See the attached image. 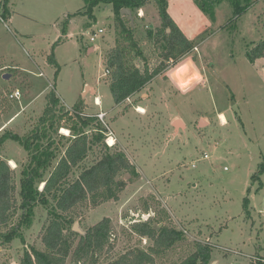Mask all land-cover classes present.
<instances>
[{"label": "rangeland", "instance_id": "rangeland-1", "mask_svg": "<svg viewBox=\"0 0 264 264\" xmlns=\"http://www.w3.org/2000/svg\"><path fill=\"white\" fill-rule=\"evenodd\" d=\"M4 1L0 0V160L12 171L17 191L27 154L5 137L33 130L52 88L71 114L75 105H81L84 116L97 117L106 146L122 151L137 173L117 177L126 187L116 200L97 206L87 200L67 213L72 223L66 222L65 234L74 233L69 236L72 250L81 236L73 231L75 224L86 233L109 219L111 236L98 264L133 249L148 251L152 242L137 236L132 226L153 219V226L183 233L181 241L152 256L153 264H180L206 245L212 248L210 264H257L264 258V174L260 189L259 182H251L264 164V55L254 63L247 56L264 45V0H257L225 28L232 16L228 5L211 20L193 0H167V14L194 45L177 62L190 58L204 79L180 92L168 74L179 64L170 61L140 92L117 105L110 92L112 70L107 67L115 47L111 8L95 9V20L90 21L78 13L82 0H7L11 13L5 19ZM143 10V17L133 16V34L142 56L132 62L137 69L151 71L162 63L154 38L160 20L152 3ZM72 14L63 33L64 21ZM99 28L104 33L90 42L85 32ZM51 53L59 70L56 80L57 68L47 62ZM16 89L19 99H8ZM30 101L18 118L12 116ZM176 120L183 125L178 130L173 127ZM59 134L69 132L60 129ZM98 152L95 148L88 154L72 179L98 158ZM244 199L248 214L242 209ZM49 219L46 208L36 207L23 240L0 244V264H20L31 248L45 251L41 235ZM64 264H72L71 253Z\"/></svg>", "mask_w": 264, "mask_h": 264}, {"label": "trees", "instance_id": "trees-1", "mask_svg": "<svg viewBox=\"0 0 264 264\" xmlns=\"http://www.w3.org/2000/svg\"><path fill=\"white\" fill-rule=\"evenodd\" d=\"M5 0L2 4L3 17L10 16ZM257 0H193L201 12L211 20L223 5L231 8L232 16L224 28L252 6ZM83 6L78 13L90 21L95 20L94 10L111 8L115 16V47L107 59V67L112 70L110 92L114 104H120L132 95L140 92L153 78L166 67L165 63L177 62L189 54L194 45L177 27L167 14V0H82ZM156 8L160 26L156 29L155 43L160 44L162 63L151 71L135 68L132 60L142 56L137 41L134 38L133 27L122 9H129L137 17L140 9L149 4ZM77 14V13H76ZM75 14L68 16L63 24V33L69 20ZM149 35L151 31L149 30ZM59 40L53 45L55 46ZM264 55V45L259 44L247 56L251 63ZM47 62L54 66V80L57 78L58 67L49 55ZM82 103V102H81ZM71 114L52 88L45 95V106L41 117L33 130L24 136L7 135L5 139L17 142L27 154V162L19 173V190L17 191L12 171L6 162L0 160V244H10L14 239L23 240V230L28 229L33 222L35 209L38 206L48 211L49 222L45 226L41 242L45 251L31 248L25 252L20 264H64L65 259L72 254V264H98L99 253L108 245L111 232L109 219H103L81 235L72 250L73 242L70 235L65 234L67 213L76 205L87 200L97 206L109 200H116L118 194L126 187V182L117 180L119 175L129 173L137 176L135 167L119 149L112 150L106 146L104 130L100 128L97 117L82 114V106L75 105ZM60 129H66L69 135L59 134ZM98 149V158L82 169L79 176L72 179L74 171L87 160L88 154ZM64 149V150H63ZM63 150V152H62ZM264 174V164L251 176V182H259ZM43 185L42 189H39ZM17 193V194H16ZM18 196V200L16 197ZM248 200L244 199L242 209L246 214ZM19 214H18V213ZM18 214L17 221L12 222ZM133 232L140 238L152 242L148 251L133 249L117 258L104 261L102 264H153V255L165 251L183 239V233L172 228L153 226V219L134 223ZM212 248L210 245L198 246L194 253L180 264H210ZM264 258H259L257 264H264Z\"/></svg>", "mask_w": 264, "mask_h": 264}, {"label": "clouds", "instance_id": "clouds-1", "mask_svg": "<svg viewBox=\"0 0 264 264\" xmlns=\"http://www.w3.org/2000/svg\"><path fill=\"white\" fill-rule=\"evenodd\" d=\"M173 70H169V79L180 92H187L192 87L200 84L204 79L201 71L191 61L185 57L182 62H177Z\"/></svg>", "mask_w": 264, "mask_h": 264}, {"label": "built area", "instance_id": "built-area-1", "mask_svg": "<svg viewBox=\"0 0 264 264\" xmlns=\"http://www.w3.org/2000/svg\"><path fill=\"white\" fill-rule=\"evenodd\" d=\"M137 16L140 17V18L143 17V13H142L141 9L138 10V12H137ZM85 33H86L87 37H89V41H90V42H94V40H95L99 35H101V34L104 33V30L101 29V28H99V29H97V31H95V30H89V31H87V32H85ZM107 73H108V71H107ZM20 96H21L20 91L16 89L15 91H13V92H11V93H8L7 98H8V99H12V100H18ZM94 103H95L97 106H99V105H100L99 99H98V98H95V99H94ZM101 117H102V115H101ZM203 158H207V155H206V154L203 155Z\"/></svg>", "mask_w": 264, "mask_h": 264}, {"label": "water", "instance_id": "water-1", "mask_svg": "<svg viewBox=\"0 0 264 264\" xmlns=\"http://www.w3.org/2000/svg\"><path fill=\"white\" fill-rule=\"evenodd\" d=\"M120 14H121V16L127 17V19L130 21L131 26L134 25L133 15H132V12L129 9H122L120 11ZM4 78L7 79L8 76L5 75ZM203 124H204V121L203 120H200L199 121V126H202ZM173 127L176 130H178L179 128L183 127V125L180 123L179 120H176L173 123ZM72 229H73V231H76L77 233H80L81 235H85V233L81 232V230L79 229V227H78L77 224H75Z\"/></svg>", "mask_w": 264, "mask_h": 264}, {"label": "crops", "instance_id": "crops-1", "mask_svg": "<svg viewBox=\"0 0 264 264\" xmlns=\"http://www.w3.org/2000/svg\"><path fill=\"white\" fill-rule=\"evenodd\" d=\"M141 11H142V13H143L144 10L141 9ZM143 14H144V13H143ZM89 48H90L91 51H94V48H93V47H89ZM54 73H55V70H54ZM31 104H32V101H30L29 103L24 104L23 106L20 105L21 110H20V111H14V113L12 114V116L14 115V117L18 118L19 115H20V112H21L22 110L27 109L28 107H30ZM10 120H11V118H10ZM8 123H9V122H8ZM6 125H7L6 123L3 124V126H6ZM259 253H262V248L259 249V251L257 252V254H259Z\"/></svg>", "mask_w": 264, "mask_h": 264}, {"label": "bare ground", "instance_id": "bare-ground-1", "mask_svg": "<svg viewBox=\"0 0 264 264\" xmlns=\"http://www.w3.org/2000/svg\"><path fill=\"white\" fill-rule=\"evenodd\" d=\"M140 112H142L141 110H140ZM222 119H224V118H222ZM64 131V130H63ZM108 143L110 144V145H112L113 144V139H109L108 140Z\"/></svg>", "mask_w": 264, "mask_h": 264}]
</instances>
